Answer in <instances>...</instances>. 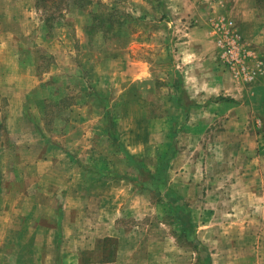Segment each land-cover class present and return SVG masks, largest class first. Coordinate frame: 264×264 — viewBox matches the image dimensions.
Segmentation results:
<instances>
[{
  "label": "rangeland",
  "instance_id": "obj_1",
  "mask_svg": "<svg viewBox=\"0 0 264 264\" xmlns=\"http://www.w3.org/2000/svg\"><path fill=\"white\" fill-rule=\"evenodd\" d=\"M161 8L160 0H0V41L10 49L0 51V218L8 212L10 251L21 238L25 250L42 244L62 208V194L50 203L45 190L64 191L83 173L92 191L99 181L129 182L117 225L135 228L133 264H264V106H256L264 99L247 97L264 64L259 71L254 61L257 75L246 81L221 63L241 96L185 115L161 80L178 72ZM145 10L156 20L149 33ZM131 30L151 80L120 84L124 65L111 64L110 52L130 45ZM235 36L250 52L251 72L252 44ZM44 155L52 163L34 178L31 161ZM68 201L75 208L66 218L75 221L82 200ZM117 249L114 238H96L93 251L102 255L94 259Z\"/></svg>",
  "mask_w": 264,
  "mask_h": 264
},
{
  "label": "crops",
  "instance_id": "obj_2",
  "mask_svg": "<svg viewBox=\"0 0 264 264\" xmlns=\"http://www.w3.org/2000/svg\"><path fill=\"white\" fill-rule=\"evenodd\" d=\"M160 2L162 8L161 11H158L159 22L166 24L165 33L162 34H167L170 36L168 38L172 40V46L167 45L165 49L168 58H171L172 64L176 67L175 70L178 71L174 76L171 74L170 77H161V80L164 86L167 85L166 89L171 90L170 96L173 97L177 106L183 110L185 115L188 112H211L215 105L227 106L231 103L230 99L225 96L239 98L242 93H238L237 86L234 84L237 79L223 67L219 58L221 47L217 42L216 25L231 23L233 29L237 33L241 31L244 38L252 44L253 52L251 51V53L253 55L255 53V60L251 59L249 63L255 78L257 71L253 62H257L259 71H261V65L264 64V11L261 9L260 0H160ZM142 19L145 20V31L151 32L149 29L156 22L153 13L145 10ZM81 26L80 30L84 35L87 33V25L83 23ZM137 31H130L134 40L132 39L129 46L124 49L119 47L118 50L110 52L111 64L124 65L118 72L120 84L127 81L133 83L151 80L150 60L134 56L136 50L142 46L136 40ZM81 44L82 47L86 46V43L82 41ZM2 50L4 53L7 50L10 51L7 43L0 41V51ZM125 50L128 56L126 63L123 57ZM83 82L84 86L89 88L85 78H83ZM164 86L162 85L163 88ZM254 87L256 91H252L251 96L247 97L250 99V97H256L257 94L260 96L263 93L261 96L264 99V72L256 80ZM211 97L215 98L209 104L207 100L202 103L200 101L192 103L193 98L210 99ZM260 105L264 106L259 102L256 106L260 109ZM239 107L246 110L247 114L250 111L246 104L241 103ZM245 123L247 125L246 121ZM9 125L11 126L10 122ZM16 144L20 145V142H16ZM19 162H24V159L22 158ZM31 162L38 169V172L33 174L35 178V176H40V172H46L43 167L52 163V160L44 155L43 157H33ZM14 166L17 167L18 164ZM19 169L17 167V170ZM41 169L42 171H40ZM66 177L69 178L70 175L66 174ZM44 179L46 177L41 178L42 181ZM69 182L71 187L64 188V191L45 190L47 194L51 195L48 199L50 203L53 202L56 193L62 194V208L58 214H52L57 221V226L49 227V232L44 235L42 244L30 251L24 249L27 247L25 238L15 241L14 250L8 249L10 239L2 231L3 227L9 223L8 212L1 214L4 217L0 218V264L134 263L135 228L117 225V220L127 214V211H124L121 206L130 195L131 186L127 184L129 182L119 179L99 181L93 191L92 187L88 186V181L83 173L77 177L75 174L71 175ZM17 192L26 199V195H28L26 190ZM72 196L82 200L79 209L81 216L77 217L75 221L68 220L65 215L75 208L72 207V202L68 201ZM96 238L104 240L114 238L118 247L114 255L109 259H106L105 255L100 260L94 259L100 258L101 254V251L100 253L93 251ZM11 243L13 242L11 241ZM125 257L126 260H123Z\"/></svg>",
  "mask_w": 264,
  "mask_h": 264
},
{
  "label": "built area",
  "instance_id": "obj_3",
  "mask_svg": "<svg viewBox=\"0 0 264 264\" xmlns=\"http://www.w3.org/2000/svg\"><path fill=\"white\" fill-rule=\"evenodd\" d=\"M216 30L218 31L217 42L221 47L219 56L221 63L229 70L238 68L244 80L250 81L253 74L245 64L250 52L245 49L239 37L235 36L236 31L233 26L231 23L225 25L221 23L216 25Z\"/></svg>",
  "mask_w": 264,
  "mask_h": 264
},
{
  "label": "trees",
  "instance_id": "obj_4",
  "mask_svg": "<svg viewBox=\"0 0 264 264\" xmlns=\"http://www.w3.org/2000/svg\"><path fill=\"white\" fill-rule=\"evenodd\" d=\"M56 8H57V5H56ZM90 31L87 29V34L89 33Z\"/></svg>",
  "mask_w": 264,
  "mask_h": 264
}]
</instances>
